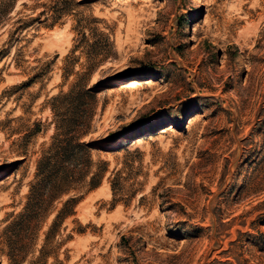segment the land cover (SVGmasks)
Listing matches in <instances>:
<instances>
[{"label":"rangeland","instance_id":"obj_1","mask_svg":"<svg viewBox=\"0 0 264 264\" xmlns=\"http://www.w3.org/2000/svg\"><path fill=\"white\" fill-rule=\"evenodd\" d=\"M77 81L107 170L27 209ZM0 264H264V0H0Z\"/></svg>","mask_w":264,"mask_h":264},{"label":"trees","instance_id":"obj_2","mask_svg":"<svg viewBox=\"0 0 264 264\" xmlns=\"http://www.w3.org/2000/svg\"><path fill=\"white\" fill-rule=\"evenodd\" d=\"M45 15V12L42 13ZM60 103L64 110L58 115L57 133L37 162L36 177L38 181L30 188V195L34 198L28 208H39L45 203V214L51 204L73 191L77 184L88 177L89 188H96L101 183L107 170V163L101 161L99 170L90 174L92 164L91 151L94 146L83 137L90 130V122L96 103V91L87 88V83L75 82L72 87L62 93ZM59 130V132H58ZM45 195V199L37 197ZM77 198L67 197L58 209L52 221L53 226L73 214ZM28 216V214H27ZM30 218V216H28Z\"/></svg>","mask_w":264,"mask_h":264}]
</instances>
